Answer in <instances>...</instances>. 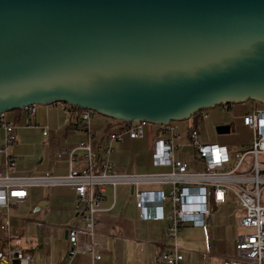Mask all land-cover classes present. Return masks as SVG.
Segmentation results:
<instances>
[{
    "label": "water",
    "instance_id": "1",
    "mask_svg": "<svg viewBox=\"0 0 264 264\" xmlns=\"http://www.w3.org/2000/svg\"><path fill=\"white\" fill-rule=\"evenodd\" d=\"M247 100L264 104V0H0V113L165 125Z\"/></svg>",
    "mask_w": 264,
    "mask_h": 264
},
{
    "label": "built area",
    "instance_id": "2",
    "mask_svg": "<svg viewBox=\"0 0 264 264\" xmlns=\"http://www.w3.org/2000/svg\"><path fill=\"white\" fill-rule=\"evenodd\" d=\"M38 104L22 108L28 126H34L33 116ZM230 104L218 105L222 112ZM61 108L86 134L85 141L72 149H61L66 156L69 171L65 175L17 176L13 169L17 156L11 151L16 144V123L7 112L0 113L2 155L0 173V264H29L22 249L15 243V230L8 222L9 210L28 197L34 185L67 184L74 191L76 203L81 208V227L66 230V259L77 252L78 236L89 238L88 253L92 264L102 260L101 244L96 241L95 220L102 209L106 195L105 186L131 185L138 216L143 221H165L164 248L158 252L152 264H182L183 254L177 236L185 225L204 227L210 216L211 205L224 204L227 197L236 199L241 215L237 219L238 233L233 258L221 264H264V163L258 156L264 155V107L253 108L240 116L241 123L252 132L248 143L230 150L219 143L205 142L200 138L199 125L209 116L208 109L200 110L189 119L170 121L165 125H152L155 139L152 147V164L158 171L147 173L124 172L114 168L110 156L115 143L145 137L147 122L118 121L119 127L108 131L100 140L98 153L93 149L94 133L91 119L96 114L78 106L61 102ZM43 135L47 129H42ZM185 136L181 145L179 139ZM183 146L191 148L190 160L176 156ZM250 160L246 163V157ZM153 185H164L154 189ZM1 210H5L2 214Z\"/></svg>",
    "mask_w": 264,
    "mask_h": 264
},
{
    "label": "crops",
    "instance_id": "3",
    "mask_svg": "<svg viewBox=\"0 0 264 264\" xmlns=\"http://www.w3.org/2000/svg\"><path fill=\"white\" fill-rule=\"evenodd\" d=\"M13 111L8 114V118L16 123L17 142L11 149L17 156L14 175H22L27 171L37 173L38 176L67 174L68 158L61 156L59 151L76 147L85 141L87 136L62 110L61 103L37 105L33 116L34 126L27 125L29 117L22 109L18 112ZM185 124L180 123L182 131ZM119 126L117 120L94 114L90 127L94 133L93 149L97 153L101 138ZM43 128L47 129L45 135L42 133ZM151 132L155 139L153 127ZM2 136L0 129V144ZM144 138L134 140L125 138L122 142L114 144L110 159L115 169L126 171L122 168L124 160L122 152L125 148L133 146V142H137L135 147H142L140 141ZM184 141L185 136L182 133L179 143L182 145ZM243 144L246 143L241 145ZM191 152V148L183 146L181 151L176 152V156L189 161ZM151 154L152 148L149 160L145 161V158L141 157V160L133 164L134 169H131V172L158 171L159 169L152 164ZM1 158L2 156L0 165ZM153 188L167 189L164 185H153ZM105 192L101 205L103 210L97 214L95 220L96 241L102 246L100 264H152L155 256L164 248L166 222L143 221L139 218L134 204L133 189L129 184H118L115 187L106 185ZM43 202L46 204L39 206ZM80 211L74 191L67 184L34 185L29 188L28 197L18 208L9 210L8 218V222L15 230L14 241L22 249L29 264H92L88 253L89 238L85 234L78 236L76 254L70 260L66 259V230L69 227L83 225ZM1 212L4 214L5 210ZM0 220L6 221L4 215ZM204 227L185 225L180 232L184 228L202 230ZM181 239L179 247L183 254L182 264H221L226 259L219 254L218 241L209 242L208 238L199 237ZM235 242L236 237L234 248ZM194 244L197 246L194 247Z\"/></svg>",
    "mask_w": 264,
    "mask_h": 264
},
{
    "label": "rangeland",
    "instance_id": "4",
    "mask_svg": "<svg viewBox=\"0 0 264 264\" xmlns=\"http://www.w3.org/2000/svg\"><path fill=\"white\" fill-rule=\"evenodd\" d=\"M262 107H264V104L262 103L247 100L245 102L230 104L225 112L220 111L218 105L214 108H209L207 110L209 113L208 118L198 127L201 140L205 142L224 144L228 146L230 150H234L242 143H247L251 139L252 134L251 131L241 123L240 116L249 112L253 108ZM10 112L11 111L7 112V115ZM96 114L98 115V113ZM181 123H183V121H181ZM224 123L230 124V131L228 133H217L216 126ZM152 125L154 124L147 123L145 138L140 141L142 147H135L137 142H133V146L125 148V151L122 152L124 156L122 168H125L126 170L124 172H131L134 169L133 164L137 163L138 160H141V157L145 158V161L149 160L154 139L151 132ZM1 156L2 155L0 154V157ZM249 160L250 157L247 156L245 162L247 163ZM258 160L259 162L264 163V155H259ZM118 166L120 165L118 164ZM0 173H4L1 165ZM18 176L38 175L37 173L27 171ZM240 215L241 211L237 207L236 199L229 195L227 202L224 205H212V208L210 209V218H208L206 226L202 230L184 228L180 233H178V244L180 241L182 242V237H184V239H194L198 237L203 239L208 238L209 242H219V254L221 257H224L223 259L233 258L235 254L234 240L238 233L237 219ZM196 246L197 245L194 244V247Z\"/></svg>",
    "mask_w": 264,
    "mask_h": 264
},
{
    "label": "trees",
    "instance_id": "5",
    "mask_svg": "<svg viewBox=\"0 0 264 264\" xmlns=\"http://www.w3.org/2000/svg\"><path fill=\"white\" fill-rule=\"evenodd\" d=\"M13 112H18V110H15V111H13Z\"/></svg>",
    "mask_w": 264,
    "mask_h": 264
}]
</instances>
